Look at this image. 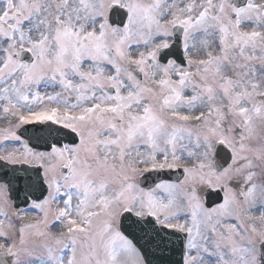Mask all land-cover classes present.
I'll return each instance as SVG.
<instances>
[{"label": "snow or ice", "instance_id": "obj_1", "mask_svg": "<svg viewBox=\"0 0 264 264\" xmlns=\"http://www.w3.org/2000/svg\"><path fill=\"white\" fill-rule=\"evenodd\" d=\"M0 264H264V0H0Z\"/></svg>", "mask_w": 264, "mask_h": 264}, {"label": "water", "instance_id": "obj_2", "mask_svg": "<svg viewBox=\"0 0 264 264\" xmlns=\"http://www.w3.org/2000/svg\"><path fill=\"white\" fill-rule=\"evenodd\" d=\"M32 134H33V133H27V132L25 133L26 136H27V135H32Z\"/></svg>", "mask_w": 264, "mask_h": 264}]
</instances>
